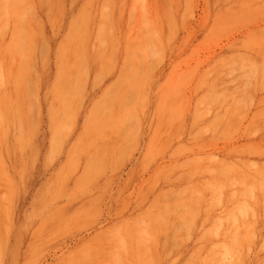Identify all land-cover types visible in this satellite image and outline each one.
<instances>
[{"label": "rangeland", "instance_id": "obj_1", "mask_svg": "<svg viewBox=\"0 0 264 264\" xmlns=\"http://www.w3.org/2000/svg\"><path fill=\"white\" fill-rule=\"evenodd\" d=\"M0 264H264V0H0Z\"/></svg>", "mask_w": 264, "mask_h": 264}]
</instances>
